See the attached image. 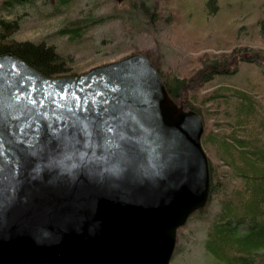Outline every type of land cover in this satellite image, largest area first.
Segmentation results:
<instances>
[{
	"label": "water",
	"instance_id": "obj_1",
	"mask_svg": "<svg viewBox=\"0 0 264 264\" xmlns=\"http://www.w3.org/2000/svg\"><path fill=\"white\" fill-rule=\"evenodd\" d=\"M203 133L141 54L62 78L1 55L0 264H170L209 199Z\"/></svg>",
	"mask_w": 264,
	"mask_h": 264
},
{
	"label": "rangeland",
	"instance_id": "obj_2",
	"mask_svg": "<svg viewBox=\"0 0 264 264\" xmlns=\"http://www.w3.org/2000/svg\"><path fill=\"white\" fill-rule=\"evenodd\" d=\"M3 1L0 0V4ZM78 1L77 7L70 8L65 16H55L41 0H34L24 10L22 31L16 39L52 45L61 54L71 56L77 75L132 54L156 61L160 74L168 78L187 76L211 60H233L237 64L242 56L264 61V0H215L213 3L208 0H155L158 9L151 28L147 14L130 19L127 5L130 2L117 5L123 14L117 18L110 15V0ZM87 14L93 16L96 26L78 41L80 44L77 41L69 43L67 38L58 35L67 25L75 24L76 17L80 18L79 23H84ZM98 18H103L99 24ZM83 42L90 48H78L83 47L80 46ZM260 72L254 65L239 63L236 77L219 78L193 97L202 120L206 119L209 131L219 137L218 141L232 131L240 136L263 119L264 70L263 76ZM236 95L248 96L253 102L252 118H245L248 126L240 123L245 120L235 118ZM214 122L219 125L214 126ZM207 132L205 126L204 136ZM202 147L208 160L216 164V146ZM225 189L229 192L230 187L226 185ZM182 229L170 263L217 264L204 249L205 223L191 220Z\"/></svg>",
	"mask_w": 264,
	"mask_h": 264
},
{
	"label": "trees",
	"instance_id": "obj_3",
	"mask_svg": "<svg viewBox=\"0 0 264 264\" xmlns=\"http://www.w3.org/2000/svg\"><path fill=\"white\" fill-rule=\"evenodd\" d=\"M33 1L4 0L0 4V56L12 54L50 78L77 75L73 69L75 63L71 56L61 54L52 45L47 46L44 43L16 39L22 31L25 20L24 10ZM41 1L55 16H65L70 8H76L79 2L78 0H53L51 5L48 0ZM214 1L208 0L209 3ZM128 2H130L127 4L130 8L128 12L130 19L144 17L147 14L151 28L153 16L158 9L156 1L124 0L122 4L125 5ZM109 3L112 9L110 15L121 18L123 14L117 6L118 3L114 0H110ZM87 16L84 23H79L80 18L76 17V23L67 25L58 32V35L67 38L69 43L77 41L80 44L78 41L85 34L91 33L96 26L93 16L89 14ZM100 19L103 18L96 19L98 24L102 22ZM88 41L85 40V42ZM80 46H83L78 47L80 49L90 48V45L85 47L84 42ZM237 55L235 52V56ZM146 58L159 72L156 61L149 57ZM229 61L220 59L205 62L200 68L184 77L176 75L168 78L160 75L169 97L177 105H181L185 111L193 110L199 114L200 109L194 105L193 98L198 90L219 78L236 77L239 63L258 67L263 76L264 61L262 59H247L240 56L238 65L236 61ZM235 98L238 99L235 102V118L239 121L252 118L253 102L250 97L236 95ZM201 102H203L202 99ZM206 122L204 118V127L206 126L208 132L206 136L203 133L201 143L202 146H216L214 148L218 162L212 164L209 159L210 194L208 202L204 208L193 213L188 221L196 220L205 223L204 249L217 264H264V117L256 127L246 129L242 135L237 136L232 131L222 136L220 141L216 134L209 131L211 128H208ZM240 123L249 124L246 120ZM213 125L217 126L219 123L214 122ZM226 185L230 187L229 192H226ZM182 230L179 228L177 231L178 240Z\"/></svg>",
	"mask_w": 264,
	"mask_h": 264
},
{
	"label": "bare ground",
	"instance_id": "obj_4",
	"mask_svg": "<svg viewBox=\"0 0 264 264\" xmlns=\"http://www.w3.org/2000/svg\"><path fill=\"white\" fill-rule=\"evenodd\" d=\"M171 264V263H170Z\"/></svg>",
	"mask_w": 264,
	"mask_h": 264
}]
</instances>
